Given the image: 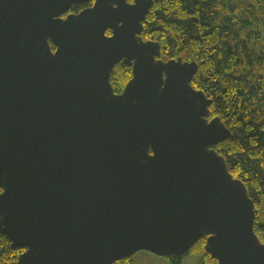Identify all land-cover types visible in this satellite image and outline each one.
<instances>
[{
	"label": "water",
	"instance_id": "obj_1",
	"mask_svg": "<svg viewBox=\"0 0 264 264\" xmlns=\"http://www.w3.org/2000/svg\"><path fill=\"white\" fill-rule=\"evenodd\" d=\"M89 1L0 0V234L16 264L182 255L203 237L216 264H264L196 62L141 39L153 0L69 13ZM121 60L132 75L116 93Z\"/></svg>",
	"mask_w": 264,
	"mask_h": 264
},
{
	"label": "trees",
	"instance_id": "obj_2",
	"mask_svg": "<svg viewBox=\"0 0 264 264\" xmlns=\"http://www.w3.org/2000/svg\"><path fill=\"white\" fill-rule=\"evenodd\" d=\"M92 2L73 4L69 13ZM140 37L157 42L164 61L196 62L190 84L211 100L209 119L218 117L230 132L214 149L244 183L254 206L253 230L264 243V0H153ZM131 75V65L115 64L109 78L114 92H122ZM204 242L199 239L185 255H198V264H216ZM22 251L0 234V264H16Z\"/></svg>",
	"mask_w": 264,
	"mask_h": 264
},
{
	"label": "rangeland",
	"instance_id": "obj_3",
	"mask_svg": "<svg viewBox=\"0 0 264 264\" xmlns=\"http://www.w3.org/2000/svg\"><path fill=\"white\" fill-rule=\"evenodd\" d=\"M121 93V92H120ZM199 256L196 254H187L180 264H198ZM131 264H170L164 256L155 255L149 251H138L131 257Z\"/></svg>",
	"mask_w": 264,
	"mask_h": 264
},
{
	"label": "flooded vegetation",
	"instance_id": "obj_4",
	"mask_svg": "<svg viewBox=\"0 0 264 264\" xmlns=\"http://www.w3.org/2000/svg\"><path fill=\"white\" fill-rule=\"evenodd\" d=\"M187 253V252H186ZM133 256V255H132ZM131 256V257H132ZM184 256H185V253L184 254H182V255H171V256H167L166 258L168 259V261L170 262V260H169V258H171V259H178L179 260V262L181 263L182 262V260H183V258H184ZM131 257H129L128 259H131ZM170 264H172L171 262H170Z\"/></svg>",
	"mask_w": 264,
	"mask_h": 264
}]
</instances>
